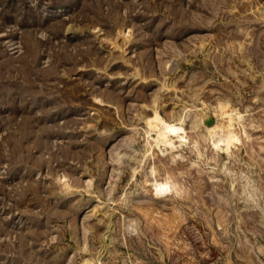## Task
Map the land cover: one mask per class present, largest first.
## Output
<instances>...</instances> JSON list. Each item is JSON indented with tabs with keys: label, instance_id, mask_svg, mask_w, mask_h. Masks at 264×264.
<instances>
[{
	"label": "rangeland",
	"instance_id": "rangeland-1",
	"mask_svg": "<svg viewBox=\"0 0 264 264\" xmlns=\"http://www.w3.org/2000/svg\"><path fill=\"white\" fill-rule=\"evenodd\" d=\"M0 264H264V0H0Z\"/></svg>",
	"mask_w": 264,
	"mask_h": 264
},
{
	"label": "bare ground",
	"instance_id": "bare-ground-1",
	"mask_svg": "<svg viewBox=\"0 0 264 264\" xmlns=\"http://www.w3.org/2000/svg\"><path fill=\"white\" fill-rule=\"evenodd\" d=\"M164 126H165V125H164ZM166 129H167V128H166ZM160 130H162V128H160ZM163 130H165V128H164ZM172 130H173V129H172ZM175 130H177V129H175ZM159 132H160V131H159ZM161 132H162V131H161ZM161 132H160V133H161Z\"/></svg>",
	"mask_w": 264,
	"mask_h": 264
}]
</instances>
